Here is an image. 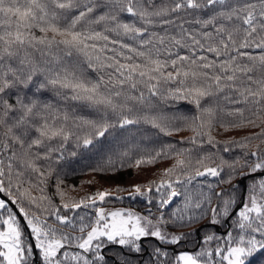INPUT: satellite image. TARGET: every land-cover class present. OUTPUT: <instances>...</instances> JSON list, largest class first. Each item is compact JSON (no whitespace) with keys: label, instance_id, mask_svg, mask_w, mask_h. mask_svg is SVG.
<instances>
[{"label":"snow or ice","instance_id":"obj_1","mask_svg":"<svg viewBox=\"0 0 264 264\" xmlns=\"http://www.w3.org/2000/svg\"><path fill=\"white\" fill-rule=\"evenodd\" d=\"M249 127L259 131L239 140L213 134ZM181 132L188 147L161 143ZM105 141L118 151L94 172L172 161L128 191L151 204L154 189L158 216L105 208L122 187L79 199L62 187L68 148ZM221 144L240 152L226 158ZM262 145L264 0H0V264H134L146 241V264H251L264 253ZM249 177L238 198L233 181ZM209 210L204 227L228 230L175 251L203 228L167 226L191 228Z\"/></svg>","mask_w":264,"mask_h":264},{"label":"trees","instance_id":"obj_2","mask_svg":"<svg viewBox=\"0 0 264 264\" xmlns=\"http://www.w3.org/2000/svg\"><path fill=\"white\" fill-rule=\"evenodd\" d=\"M49 95V94H45ZM182 107H189L188 105H182ZM259 129L255 128H242V129H231L227 132H225L223 129H217L213 134L216 136L217 140L225 141L230 139H241L245 136L251 135L252 133L258 132ZM191 135L189 132H181L177 133L171 137H162L161 143H175L177 146H183L188 147V145H181L179 142L182 138L187 137ZM253 143H258V141H254ZM145 146L148 149L153 148H159L160 144H149L147 141H145ZM223 144L220 145L221 153L226 158H233L236 155L239 154V149H234L230 153H223ZM112 148L113 151H118L115 145L109 146L107 144V141H105V147L97 151V149H92L91 151L86 149H74V147L70 146L68 150L64 153V160L60 163L61 168V176L64 180V184L62 187L68 192V195L75 197L76 199H79L80 197L92 194L98 190H112L116 187H122L126 189L127 191L118 193V195L123 197L122 201H115L113 200L110 204H105L104 207H116V206H122L124 208H130L135 212H138L140 214H147L149 209L151 210L153 216H158L160 214V209L158 208V205L156 203L155 197L158 196L157 193H155V190L153 189L152 193L150 195L153 196V202L151 204L148 203L146 199H142L137 197L136 199H130L128 197V191H131L132 187L134 185H147L150 181H157L159 182L161 178V173L163 170L167 167L171 166L172 161L168 159L160 158L153 164H144L140 167H127V162H125V166L122 168H119L116 172L106 171V172H94L92 171V168H94L98 162H100L102 159H106L109 155H112L113 152L109 151V148ZM264 147V145H262ZM73 150L77 151L76 156H72L71 152ZM211 151H215V149H212ZM141 153H137L136 156L140 155ZM114 159H117V164H119V160L116 156H113ZM136 157L134 156L132 158V163L134 164V159ZM251 177L245 179V184L247 185L249 183V180ZM201 182H211L216 183L215 178H198ZM54 184L55 182L52 181ZM195 183V182H194ZM234 184H238V188L236 189L237 197L239 198L242 190V185L239 182V180L233 181ZM231 188L230 185H219L215 191H223ZM74 189V190H73ZM206 190V188H205ZM50 194L54 195L55 189L54 187H51L49 189ZM181 198H175V203H173L171 206H167L164 211L165 218H168V214L172 211V209L176 206V204L179 203ZM55 202L59 204V198H55ZM213 204H215V200L213 201ZM210 210L208 217L205 218V220L201 221L200 224H195L191 228H179V227H172L167 226V230L171 232L176 233H188L191 232L194 228H203L202 232H199V242L200 238L204 235L205 232H212L216 231L218 233L226 232L229 228H226L225 221L219 226L221 230L223 231H217L216 228L213 229L211 226L204 227L208 223V219H210ZM234 215V213H233ZM223 220V218H221ZM197 242V234L193 235L188 238L187 241L182 242L181 246L178 249H181L184 244H186L190 249L195 250V244ZM151 243H156L154 240ZM145 245L147 247V251L142 256H133V261L135 264L136 260H140L141 264H146V262L149 260V252H150V246L148 242H145ZM115 247V246H113ZM118 250V249H117ZM105 253L109 256L111 255L110 250H105ZM37 258L41 264V261L39 259V256L37 254ZM109 258H111L109 256ZM251 264H264V253L257 255L255 259L251 260Z\"/></svg>","mask_w":264,"mask_h":264},{"label":"water","instance_id":"obj_3","mask_svg":"<svg viewBox=\"0 0 264 264\" xmlns=\"http://www.w3.org/2000/svg\"><path fill=\"white\" fill-rule=\"evenodd\" d=\"M239 182L241 183V185H242V190H243V189L246 187V185H245V180H244V181H239ZM241 193H242V191H241ZM0 198H5V199H6V197H2V194H0ZM225 223H226V228H225V229H227V228H228V225H229V222H228V221H225ZM205 224L207 225L208 223H205ZM197 228H199V227H197ZM216 230H217V231H222L219 227H216ZM198 243H199V235L197 234V243H196L195 246H197ZM166 247L172 248L173 246H166ZM185 247L187 248L186 245H183V248H185ZM175 249H176V248H175ZM33 259H35L36 264H40L39 261H38V259H37V255H36Z\"/></svg>","mask_w":264,"mask_h":264},{"label":"rangeland","instance_id":"obj_4","mask_svg":"<svg viewBox=\"0 0 264 264\" xmlns=\"http://www.w3.org/2000/svg\"><path fill=\"white\" fill-rule=\"evenodd\" d=\"M122 206H116V207H105V208H108V209H113V208H121ZM124 208V207H122ZM181 250H184V248H181V249H177L176 251H181ZM189 251H194V249H187Z\"/></svg>","mask_w":264,"mask_h":264}]
</instances>
